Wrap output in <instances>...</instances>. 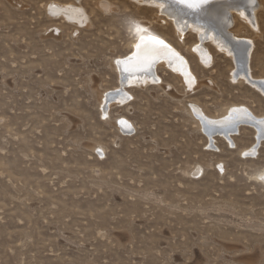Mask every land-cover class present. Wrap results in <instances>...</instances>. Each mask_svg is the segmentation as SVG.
Listing matches in <instances>:
<instances>
[{
	"label": "rangeland",
	"instance_id": "obj_1",
	"mask_svg": "<svg viewBox=\"0 0 264 264\" xmlns=\"http://www.w3.org/2000/svg\"><path fill=\"white\" fill-rule=\"evenodd\" d=\"M54 1L86 21L52 12ZM139 1L0 0V264H264V140L242 155L254 128L209 142L189 112L244 105L261 116L264 94L234 80L211 43L201 69L196 34L179 38ZM256 1L258 27L233 13L230 31L252 43L251 74L264 79ZM142 28L189 60L198 88L159 67L164 85L127 88L125 103L104 108Z\"/></svg>",
	"mask_w": 264,
	"mask_h": 264
},
{
	"label": "bare ground",
	"instance_id": "obj_2",
	"mask_svg": "<svg viewBox=\"0 0 264 264\" xmlns=\"http://www.w3.org/2000/svg\"><path fill=\"white\" fill-rule=\"evenodd\" d=\"M139 2L155 7L158 13L160 12L170 20L179 38L187 30L196 34L198 40L189 51L193 53L197 62L199 61L201 69H208L212 62V54L207 48V43L208 45L211 43L218 49L219 53L224 54L229 60H233L235 70L231 71H234L232 72L234 80L240 77L264 94V79H255L251 74L249 60H251V47L253 46L250 44L252 43L238 39L233 31H230L231 21L233 22L235 18L241 19L246 27L248 24H251L252 27L255 25L258 27L256 17L258 10L256 3L258 1L211 0L210 3L199 9H190L179 5L175 3V0H140ZM50 5H53L52 12L63 14L76 23L86 21L82 9L72 3L62 4L54 1ZM98 6L99 8H108L101 3ZM233 13L236 15L235 18ZM133 42L130 53L116 61L115 69L119 74V86L105 93L102 99L104 108L115 103H122L124 96L121 94H126L124 91L127 88L142 85H164L157 73L159 67L166 68L171 74L179 78L186 90H194L199 85L189 60L163 37L142 28ZM192 105L193 107L190 108L189 112L197 120L199 128L207 135L209 142L218 136L230 143L232 137L239 132L240 126L249 125L254 128L253 142L248 148L241 150L240 154L250 157L255 155L258 146L264 140V114L258 116L244 105H232L222 115L212 117L205 114L199 105L194 103ZM121 119L127 122L128 126L132 125L126 118ZM256 179L264 184V172L260 173Z\"/></svg>",
	"mask_w": 264,
	"mask_h": 264
},
{
	"label": "snow or ice",
	"instance_id": "obj_3",
	"mask_svg": "<svg viewBox=\"0 0 264 264\" xmlns=\"http://www.w3.org/2000/svg\"><path fill=\"white\" fill-rule=\"evenodd\" d=\"M210 2L211 0H175V3L186 6L190 9H199L203 5H206ZM160 43H163V42L160 41ZM121 123L126 124L127 122L121 121Z\"/></svg>",
	"mask_w": 264,
	"mask_h": 264
}]
</instances>
